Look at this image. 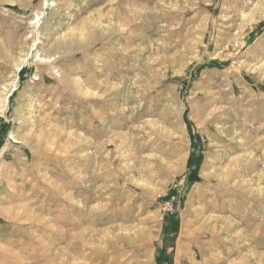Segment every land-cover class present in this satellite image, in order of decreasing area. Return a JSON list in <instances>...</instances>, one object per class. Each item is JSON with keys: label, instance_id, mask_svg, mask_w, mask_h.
<instances>
[{"label": "rangeland", "instance_id": "374dc122", "mask_svg": "<svg viewBox=\"0 0 264 264\" xmlns=\"http://www.w3.org/2000/svg\"><path fill=\"white\" fill-rule=\"evenodd\" d=\"M195 253L264 264V0H0L3 263Z\"/></svg>", "mask_w": 264, "mask_h": 264}, {"label": "bare ground", "instance_id": "6f19581e", "mask_svg": "<svg viewBox=\"0 0 264 264\" xmlns=\"http://www.w3.org/2000/svg\"><path fill=\"white\" fill-rule=\"evenodd\" d=\"M31 106H33V105H31ZM70 151V150H69ZM102 168V167H101ZM101 198V197H100ZM4 212V211H3ZM8 213V212H7ZM30 214V213H29ZM8 215V214H7ZM14 215V214H13ZM33 216V215H32ZM18 216H16L15 218H17ZM9 218V217H8ZM7 218V219H8ZM18 219V218H17ZM27 219V218H26ZM33 219H34V217H33ZM12 220V219H11ZM11 222V221H10ZM86 229V228H85ZM198 229V228H197ZM86 231V230H85ZM219 231V230H218ZM87 241V240H86ZM94 243H96V242H94ZM93 243V244H94ZM104 246V245H103ZM35 247V246H34ZM33 249V248H32ZM102 250V249H101ZM105 252H107V250L106 249H103ZM3 253V252H2ZM182 256V255H181ZM195 256L198 258L199 256H198V254H196L195 253ZM194 256V257H195ZM2 257H3V255H2ZM2 257H0V264H4L3 263V261H2ZM199 259V261L198 262H194V258H193V263L192 264H207V260L205 259V258H203V259H200V258H198ZM4 260V259H3ZM8 260V259H7ZM202 260V261H201ZM54 261V260H53ZM56 261V260H55ZM183 261V260H182ZM76 262V261H75ZM80 262V261H79ZM48 263V262H47ZM54 263V262H53ZM57 264V263H56ZM78 264V263H77ZM80 264H88V263H80ZM183 264V263H182Z\"/></svg>", "mask_w": 264, "mask_h": 264}]
</instances>
